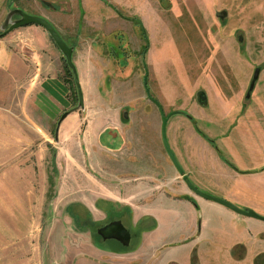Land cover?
<instances>
[{
	"label": "rangeland",
	"instance_id": "1",
	"mask_svg": "<svg viewBox=\"0 0 264 264\" xmlns=\"http://www.w3.org/2000/svg\"><path fill=\"white\" fill-rule=\"evenodd\" d=\"M47 1L50 0H0V25L10 9L20 8L37 14L36 10L45 8ZM125 2L124 14L130 13V7L136 10V16H124L134 28L139 26V37H128L134 47L136 43L140 45L139 55L133 53L131 63L121 56L119 63L107 54L105 71L108 74L100 78L96 86L97 91L103 93L104 102L113 109L111 113L116 115V123L125 124L126 142L120 150L123 160L119 161L118 168L127 174H137L143 170L138 171L136 167L146 169L149 157H155L159 151L165 153L161 146L160 111L148 98L143 85V78L147 76L149 96L159 102L165 113L179 111L166 123V138L170 139L174 130L182 134L180 127L175 129L178 122L174 126L172 122L179 119L192 124L195 134L198 132L216 146L215 153L224 166L210 169L205 165L198 170V176L206 180L205 185L196 184L201 191L228 201L224 196L239 197L252 204L253 208H248L264 216V0ZM153 3L159 4L158 7L151 9ZM101 35L98 32V42L110 53V42ZM115 36L123 39L121 32ZM257 66L260 67L259 77L250 97L245 98ZM129 70L132 74L124 79ZM99 86L103 87L99 89ZM200 90L206 96L204 105L196 100ZM71 97L76 102L74 92ZM32 98L13 97L14 103L0 111V264H64L61 260L66 250L62 244L65 240L72 243L74 232L83 231L66 217L65 211L74 201L91 203L97 199L99 183L105 179L99 175L98 165L89 167L78 141L72 149L71 143L68 149L67 144L53 141L55 123L47 125L44 120L37 121ZM97 98L98 95L86 96L88 109L99 103ZM257 103L261 107L253 108ZM235 117L260 124L254 122L247 128L249 133L231 142L232 134L225 133L223 126ZM221 132L226 144L217 138ZM70 137L72 141L79 140L82 130L75 129ZM214 138H217L216 143ZM55 151L65 156L60 161L57 158L56 169L52 164L54 158L50 160L51 152ZM68 151L75 153V157L69 156ZM132 153L136 159L127 160L125 155ZM235 171L241 173L244 180L234 179ZM159 175L164 176L163 167L159 168ZM141 177L123 175L120 178L133 181ZM108 181L117 180L110 176ZM190 181H194L192 176ZM122 221L134 232L128 218L124 216ZM84 225L87 226V222ZM92 227L94 232L95 227ZM92 236L88 240L94 239L97 245L112 246V240H102L97 234ZM57 238L62 245L61 253L52 255L50 246L57 243ZM210 260L206 257L204 263Z\"/></svg>",
	"mask_w": 264,
	"mask_h": 264
},
{
	"label": "crops",
	"instance_id": "2",
	"mask_svg": "<svg viewBox=\"0 0 264 264\" xmlns=\"http://www.w3.org/2000/svg\"><path fill=\"white\" fill-rule=\"evenodd\" d=\"M45 3V8H38L36 13L48 19L66 43L74 47L72 60L84 103L83 109L72 110L61 120L57 136L52 135L53 141L67 144L68 149L69 143L70 148H73L78 141L85 159L90 163L89 167L98 165L99 175L105 176L99 183L100 195L97 199L91 203L74 201L66 209V217L83 231L74 232L75 237L71 236L72 243L64 241L62 245L66 251L63 252L61 262L206 264L204 261L207 257L212 259L207 264H255L254 257L264 252L263 221L239 215L224 205L191 191L167 155L161 136V146L166 154L159 151L155 157H149V161L145 162L146 169L136 167L138 171H143L127 174L118 168L119 161L123 160L120 159V150L126 142L125 124L116 123V115L111 113L113 109L104 102L101 97L103 93L98 92L96 86L98 80L108 74L105 71L108 66L107 54L117 62L123 56L122 59L128 58L130 63L133 53L137 52L139 55L140 45L136 43L134 47L133 42L128 39L129 35L132 38L139 37V26L134 28V24L124 16H136V10L130 7V13L124 14L122 10L127 5L125 0H50ZM158 5L151 4V9ZM118 10H121L122 15ZM98 32L105 37V41L110 42V53L98 42ZM119 32L124 40L115 36ZM62 57L46 30L35 24L18 27L0 37V111L8 109L14 103L13 97H33L37 121L44 120L47 125L55 123V130L61 114L72 109L75 103V99L71 97L74 89L65 72ZM131 74L129 70L123 78L126 79ZM102 87L99 86V89ZM97 95L99 103L93 104L94 108L91 106V110L88 109L86 96ZM258 106L261 107V104H254L253 108ZM232 120L223 126L225 133L232 134L229 138L231 142L242 139L241 136L249 133L248 127L255 122L247 123L249 120L241 121L237 117ZM172 122L170 128L178 122L175 129L180 127L182 134L170 130L169 146L189 180L192 176L194 181L191 182L200 189L196 184L205 185L206 180L198 176V170L205 165L210 169L223 168V162L215 153L214 147L198 132L195 134L192 124L188 125L186 121L179 119ZM255 123L260 124L259 121ZM75 129L82 130V137L72 141L70 134ZM223 134L221 132V136L218 134L217 138L223 140ZM46 135H49L47 131ZM217 138H214L215 143ZM47 142L50 144L51 141L47 138ZM222 143L227 142L223 140ZM228 144L230 146L231 143ZM155 146L158 148L157 142ZM57 154L56 151L51 152L50 156L51 162L54 158L52 164L55 169L58 168L57 158L59 161L65 159V156ZM68 154L75 157L72 151H68ZM125 156L127 160L136 159L133 153ZM161 167L164 170L162 178L159 175ZM240 174L235 171L232 175L236 180H244ZM123 175L142 177L129 181L130 179L120 178ZM110 176L116 177L117 181H108ZM224 197L241 208H253L252 204L239 197ZM124 216L128 218V225L134 232L123 224ZM88 220L97 225L94 229L98 236L97 228L120 220L130 233L128 243L99 236L102 240L113 241L112 246L107 247L97 245L94 239L88 240L94 234L90 227L92 224L84 225ZM58 240L57 238V243L50 246L52 255L61 253V243ZM114 244H119L120 247Z\"/></svg>",
	"mask_w": 264,
	"mask_h": 264
},
{
	"label": "water",
	"instance_id": "3",
	"mask_svg": "<svg viewBox=\"0 0 264 264\" xmlns=\"http://www.w3.org/2000/svg\"><path fill=\"white\" fill-rule=\"evenodd\" d=\"M13 15H17L18 18L13 19L12 18ZM30 24H35V25L41 26L42 28H44L46 30L49 37L52 39L53 43L56 45V47L58 48V50L62 54L63 58L65 59L67 66L72 70V73H73V80H74L75 87H76L78 102H77V105H75L72 109L63 112L61 114V116L59 117V119L56 123L55 130H54V136L56 137L58 127H59V123L61 122V120L70 111L76 110L79 108L80 109L84 108L82 91H81V88L79 85L77 72L75 70V66H74V63L72 60V52H73L74 47L72 45H69L68 43H66V41L62 38V36L57 31V29L53 26V24L48 19H46L45 17H43L41 15L29 14L20 8L10 9V11L7 13L3 23L0 25V37L4 36L6 33L10 32L13 29H16L18 27H22L25 25H30ZM259 72H260V67H258V66L255 67L254 72H253L252 77H251V80H250V83H249V86H248V89L245 93V98L250 97V93H251V91L255 85V82L258 78ZM146 81H147V76H144L143 85L145 86V92L148 95V98L153 103H155V105L158 107V109L160 111V115H161V137H162L164 149H165L167 155L169 156L171 162L173 163L174 167L177 169L182 180L186 183V185L189 187V189L201 197H204L206 199H209V200H212V201H215L219 204L224 205L225 207L233 210L235 213H237L239 215L249 216V217H253V218H256L258 220L264 221V216L259 215L258 213H256L252 209L238 207L237 205L233 204L232 202H230L224 198L216 197L214 195L203 192V191L199 190L189 180L187 174L184 173V171H183L182 167L180 166V164L178 163L172 149L170 148L168 140L166 138V132H165L166 123H167L168 118L172 114L178 113V111H170L169 113H165L163 111L161 105L159 104V102L156 99H154L153 97L149 96L148 88L146 87ZM196 100L199 104H202V105H204L206 103V96L202 90H200L196 93ZM96 232L103 239L112 238V239L118 240L119 242H121L123 244H127L129 241V238H130L129 231L124 227V225L121 223L120 220L111 221V222L107 223L106 225L97 228Z\"/></svg>",
	"mask_w": 264,
	"mask_h": 264
},
{
	"label": "flooded vegetation",
	"instance_id": "4",
	"mask_svg": "<svg viewBox=\"0 0 264 264\" xmlns=\"http://www.w3.org/2000/svg\"><path fill=\"white\" fill-rule=\"evenodd\" d=\"M37 15V14H36ZM13 19H16V18H18V16L16 15V16H14V17H12ZM74 81V80H73ZM71 83V82H70ZM71 85H72V87H73V89H74V93H75V95H76V102L74 103V105H73V107L75 106V105H77V102H78V97H77V93H76V87H75V83L73 82V83H71ZM54 134V133H53ZM92 230V229H91ZM255 264H264V252H261V253H259V254H257L255 257H254V261H253Z\"/></svg>",
	"mask_w": 264,
	"mask_h": 264
},
{
	"label": "trees",
	"instance_id": "5",
	"mask_svg": "<svg viewBox=\"0 0 264 264\" xmlns=\"http://www.w3.org/2000/svg\"><path fill=\"white\" fill-rule=\"evenodd\" d=\"M120 14V13H119ZM52 40V39H51ZM146 49V47L143 49V51ZM62 60H63V62H64V69H65V72H66V74L68 75V77H69V81L71 82V83H73L74 81H73V73H72V70L67 66V64H66V62H65V59L62 57ZM75 98H76V95H75ZM179 112V111H178ZM199 131V130H198ZM200 132V131H199ZM212 142V141H211ZM214 147H216V146H214ZM87 212V211H86ZM79 218V216H77V219ZM87 223H89V224H92V225H90V227L91 228H93L92 226H94V227H96L97 225H95V222H90L89 220H88V222ZM94 234H95V231H94ZM96 235V234H95Z\"/></svg>",
	"mask_w": 264,
	"mask_h": 264
}]
</instances>
